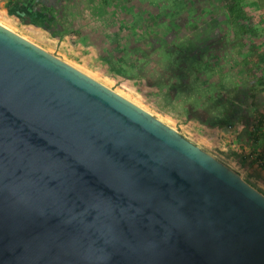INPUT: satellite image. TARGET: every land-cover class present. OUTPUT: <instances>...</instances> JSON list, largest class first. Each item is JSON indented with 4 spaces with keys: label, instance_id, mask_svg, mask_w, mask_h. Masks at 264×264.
<instances>
[{
    "label": "water",
    "instance_id": "water-1",
    "mask_svg": "<svg viewBox=\"0 0 264 264\" xmlns=\"http://www.w3.org/2000/svg\"><path fill=\"white\" fill-rule=\"evenodd\" d=\"M0 264H264V194L0 25Z\"/></svg>",
    "mask_w": 264,
    "mask_h": 264
},
{
    "label": "rangeland",
    "instance_id": "rangeland-1",
    "mask_svg": "<svg viewBox=\"0 0 264 264\" xmlns=\"http://www.w3.org/2000/svg\"><path fill=\"white\" fill-rule=\"evenodd\" d=\"M16 1L0 0V25L145 110L231 170V161L252 168L264 160L258 150L264 148V0L244 4L253 29L243 39L250 44L246 50L232 41L222 0H61L52 10L60 37L11 15ZM210 17L216 20L206 35ZM183 53L193 59H182ZM262 75L255 92L232 103L229 125L220 126L222 109L207 104L242 96L234 88ZM201 109L206 124L189 115Z\"/></svg>",
    "mask_w": 264,
    "mask_h": 264
},
{
    "label": "trees",
    "instance_id": "trees-1",
    "mask_svg": "<svg viewBox=\"0 0 264 264\" xmlns=\"http://www.w3.org/2000/svg\"><path fill=\"white\" fill-rule=\"evenodd\" d=\"M21 1H32V0H19L16 1L15 4H13L10 9H8L9 13L11 15H15L17 18V8L16 5L19 4ZM101 3H105L106 0H100ZM247 0H222L223 2V7H224V12L226 13V25L228 26V30L229 33L231 34L232 37V41L233 43H236L239 45V49L241 50H246L247 47L250 45H243V39H246L247 37H249L252 32V26H251V19L248 16V14L246 13L245 9H244V4ZM35 2L38 4H40L42 6V10L46 11L47 13H49L50 15H52V10L56 7H58V5L60 4L61 0H35ZM33 3V1H32ZM41 10V11H42ZM20 18V17H19ZM23 23H28V20H24V19H20ZM216 20V18L214 17H210L209 21L206 22L204 28L206 31V35H211L212 30L214 28L213 26V21ZM32 25H34L35 27H39L42 28L44 30H46L47 32H49V34L53 37H60L61 36V31L57 30L56 28H54L53 26H50L49 24H41L39 21H35L32 20ZM205 41H203L204 43ZM182 59H188V61L190 59H193L190 57V54L187 53L185 55V53L182 54ZM263 57V56H262ZM194 60L198 61V59L194 58ZM200 61V60H199ZM264 61V59H263ZM198 70V68H197ZM194 75V72H193ZM261 79H263V75L257 78V82H245L244 84H242L241 86H238L236 88H234V90L236 92H239L241 94H245L247 93H252L255 92L258 88L259 85H261L260 81ZM260 87V86H259ZM226 96V97H220L210 103L207 104V107L210 109H214L215 107H217V104H219V107L222 109V112L224 114L223 118L220 119L219 124L220 126H225V125H229L230 121L232 120V117L229 116V109L232 105V103L236 102H240L243 103V97L244 96ZM253 98H255V96H252ZM201 112H204L202 109L201 111L197 112L195 115L192 114V111L190 112V117L195 118L196 121H198L199 123H203L206 124L205 122H203L202 120V116H204ZM231 117V118H230Z\"/></svg>",
    "mask_w": 264,
    "mask_h": 264
},
{
    "label": "flooded vegetation",
    "instance_id": "flooded-vegetation-1",
    "mask_svg": "<svg viewBox=\"0 0 264 264\" xmlns=\"http://www.w3.org/2000/svg\"><path fill=\"white\" fill-rule=\"evenodd\" d=\"M33 1V3H32ZM32 1H21L16 5L17 8V16L19 19L28 20L26 24H32V20L39 21L41 24H46L53 26L57 30H60V26L57 21H55L54 16L50 15L46 11L42 10V6ZM42 10V11H41Z\"/></svg>",
    "mask_w": 264,
    "mask_h": 264
},
{
    "label": "crops",
    "instance_id": "crops-1",
    "mask_svg": "<svg viewBox=\"0 0 264 264\" xmlns=\"http://www.w3.org/2000/svg\"><path fill=\"white\" fill-rule=\"evenodd\" d=\"M258 150H261L260 153L264 157V148ZM231 162L235 165V167L232 169L235 170L243 180L264 194V160L257 161L255 165H252V168L246 164L240 165L235 161ZM254 166L257 167V169L254 168Z\"/></svg>",
    "mask_w": 264,
    "mask_h": 264
}]
</instances>
